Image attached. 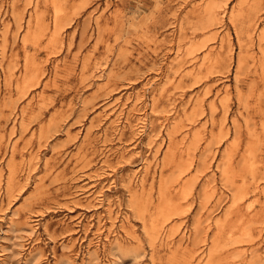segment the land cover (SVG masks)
Listing matches in <instances>:
<instances>
[{"label":"rangeland","instance_id":"1","mask_svg":"<svg viewBox=\"0 0 264 264\" xmlns=\"http://www.w3.org/2000/svg\"><path fill=\"white\" fill-rule=\"evenodd\" d=\"M0 264H264V0H0Z\"/></svg>","mask_w":264,"mask_h":264},{"label":"bare ground","instance_id":"2","mask_svg":"<svg viewBox=\"0 0 264 264\" xmlns=\"http://www.w3.org/2000/svg\"><path fill=\"white\" fill-rule=\"evenodd\" d=\"M2 57V56H1ZM125 138V137H124ZM111 150V149H110Z\"/></svg>","mask_w":264,"mask_h":264}]
</instances>
